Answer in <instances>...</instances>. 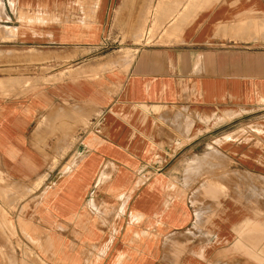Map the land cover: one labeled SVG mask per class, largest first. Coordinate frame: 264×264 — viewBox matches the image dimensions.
<instances>
[{"label": "crops", "instance_id": "0c3cea01", "mask_svg": "<svg viewBox=\"0 0 264 264\" xmlns=\"http://www.w3.org/2000/svg\"><path fill=\"white\" fill-rule=\"evenodd\" d=\"M109 3L0 0V264H264V0L154 2L162 42L45 80Z\"/></svg>", "mask_w": 264, "mask_h": 264}, {"label": "rangeland", "instance_id": "374dc122", "mask_svg": "<svg viewBox=\"0 0 264 264\" xmlns=\"http://www.w3.org/2000/svg\"><path fill=\"white\" fill-rule=\"evenodd\" d=\"M166 1L168 0H110L105 24L101 29V42L90 50L81 51V57L78 56L77 51H66L62 56L59 51L50 50L48 77L45 80L54 81L65 71L70 72L72 67L82 63L97 64L100 69L125 67V64L107 66V63L123 57L131 59L139 48L162 42L160 36L156 37L164 19L160 18V12L157 10L159 6L153 7V5L154 2L161 4ZM102 5L103 0H96L97 9ZM153 8L156 10L153 11ZM141 25L143 26L142 31L136 35L133 31L138 30ZM1 59L0 74L2 76L19 72L18 67L10 65L9 62H3L4 59L8 61L7 55L2 54ZM31 71L35 70L29 69V72Z\"/></svg>", "mask_w": 264, "mask_h": 264}, {"label": "bare ground", "instance_id": "6f19581e", "mask_svg": "<svg viewBox=\"0 0 264 264\" xmlns=\"http://www.w3.org/2000/svg\"><path fill=\"white\" fill-rule=\"evenodd\" d=\"M194 1H196V0H194ZM201 1V0H200ZM194 4V3H193ZM182 16V15H181ZM180 16V17H181ZM237 25V24H236ZM255 25V24H254ZM237 26H239V25H237ZM244 27V26H243ZM247 27V26H246ZM245 28V27H244ZM243 29V28H242ZM250 29V28H249ZM255 30V29H254ZM10 31V30H9ZM248 31V30H247ZM253 33V32H252ZM9 34V33H8ZM12 34V33H11ZM138 34H139V32H138ZM136 36V35H135ZM10 37V36H9ZM134 39H135V37H134ZM136 40H137V38H136ZM194 161V160H193ZM206 165V164H205ZM204 167V166H203ZM198 169V168H197ZM218 169V168H217ZM191 172V171H190ZM194 172V171H193ZM192 172V173H193ZM209 172V171H208ZM100 173V172H99ZM189 173V172H188ZM209 174V173H208ZM222 174H223V172H222ZM230 174V173H229ZM189 175V174H188ZM221 175V174H220ZM239 175V174H238ZM249 175V174H248ZM222 176V175H221ZM225 176V175H224ZM214 177V176H213ZM213 179V178H212ZM247 179V178H246ZM253 178H251V180H252ZM214 181V180H213ZM245 181V180H244ZM217 182H219V181H217ZM255 182V181H254ZM184 183V182H183ZM203 183V182H202ZM236 183V182H235ZM10 185V184H9ZM13 185V184H12ZM20 185V184H19ZM242 185V184H241ZM32 186V185H31ZM202 186V185H201ZM1 188V187H0ZM7 189V188H6ZM31 190V189H30ZM12 191V190H11ZM17 191V190H16ZM21 192V191H20ZM9 195V194H8ZM11 195V194H10ZM14 195V194H13ZM120 195V194H119ZM8 197V196H7ZM14 197V196H13ZM0 198H2V197H0ZM11 198V197H10ZM3 199V198H2ZM5 200V199H4ZM10 202V201H9ZM6 203V202H5ZM89 203V202H88ZM92 204V203H91ZM2 212V211H1ZM195 212V211H194ZM197 214V213H196ZM4 220V219H3ZM2 224H4V223H2ZM8 224V223H7ZM196 224V223H195ZM5 226V225H4ZM14 228V227H13ZM8 229V228H7ZM1 230V229H0ZM177 232H178V230H177ZM172 234V233H171ZM179 234V233H178ZM10 235V234H9ZM41 236V235H40ZM6 237V236H5ZM40 241V240H39ZM40 243V242H39ZM4 245V244H3ZM7 249V248H6ZM25 257V256H24ZM11 258V257H10ZM87 258V257H86ZM85 259V258H84Z\"/></svg>", "mask_w": 264, "mask_h": 264}]
</instances>
